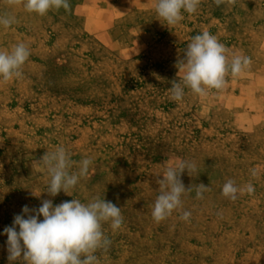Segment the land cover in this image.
I'll return each mask as SVG.
<instances>
[{
    "label": "rangeland",
    "instance_id": "obj_1",
    "mask_svg": "<svg viewBox=\"0 0 264 264\" xmlns=\"http://www.w3.org/2000/svg\"><path fill=\"white\" fill-rule=\"evenodd\" d=\"M155 2L69 0V10L39 16L0 0V15L16 18L0 26V50L21 42L30 50L22 76L0 81V264H10L4 229L23 206L95 196L123 216L115 232L102 225L111 245L96 253L99 264H264V0H201L170 27ZM203 31L225 45L229 60L246 55L251 67L228 75L222 91L199 97L185 88L175 102L178 62ZM60 146L71 171L84 158L93 163L68 195L52 197L39 160ZM177 160L195 163L181 175L192 190L156 223L157 180ZM228 179L255 191L232 201L222 195ZM199 184L209 189L203 199ZM183 211L191 212L187 222Z\"/></svg>",
    "mask_w": 264,
    "mask_h": 264
},
{
    "label": "clouds",
    "instance_id": "obj_2",
    "mask_svg": "<svg viewBox=\"0 0 264 264\" xmlns=\"http://www.w3.org/2000/svg\"><path fill=\"white\" fill-rule=\"evenodd\" d=\"M237 0H214L217 7L222 4L235 5ZM7 5H21L28 13L45 16L50 10H69V0H6ZM201 0H156L154 8L160 20L168 27L179 24L183 13L192 15L197 12ZM15 17L0 15V26L10 27ZM30 50L24 43L15 44L9 51L0 50V81L8 82L22 76V68L29 59ZM252 59L246 55H233L229 60L224 44L203 31L195 35L188 43L184 58L178 62V74L181 82L173 81L169 91L171 99L181 102L185 88L199 97H206L211 91H222L226 86V77H239L249 70ZM93 161L84 158L79 161L78 170L71 171L73 161L63 146L55 151L46 152L39 165L46 169L50 177L46 192L55 197L61 191L68 195L81 178H87ZM196 171L194 162L177 160L169 164L157 180L160 192L152 207V218L160 223L170 217L174 210L182 208V196L191 192L185 189L181 175ZM251 175H257L251 170ZM208 187L199 184L196 198L203 199ZM254 186L248 183L237 187L232 179L222 186V195L235 201L238 193L252 195ZM40 217H43L41 220ZM191 212L183 211L180 219L189 221ZM109 223L113 232L123 224L121 208L99 196L87 203L78 199L64 201L53 206L51 199L42 201L38 209L23 206L22 214L14 216L11 226L5 227L7 252L10 264L22 261V264H99L98 251H107L111 240L105 235L102 225Z\"/></svg>",
    "mask_w": 264,
    "mask_h": 264
}]
</instances>
